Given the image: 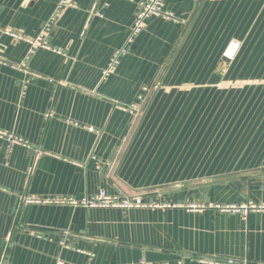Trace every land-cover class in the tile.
I'll list each match as a JSON object with an SVG mask.
<instances>
[{
  "label": "crops",
  "instance_id": "0c3cea01",
  "mask_svg": "<svg viewBox=\"0 0 264 264\" xmlns=\"http://www.w3.org/2000/svg\"><path fill=\"white\" fill-rule=\"evenodd\" d=\"M59 1L0 0V264H264V210L217 208L264 204V0H164L105 78L145 0H72L20 66Z\"/></svg>",
  "mask_w": 264,
  "mask_h": 264
},
{
  "label": "built area",
  "instance_id": "2783aa9c",
  "mask_svg": "<svg viewBox=\"0 0 264 264\" xmlns=\"http://www.w3.org/2000/svg\"><path fill=\"white\" fill-rule=\"evenodd\" d=\"M74 6V2L72 0H60L50 16V18L45 23L43 29L41 30L40 34L35 39H30L31 47L29 51L27 52L23 62H21L20 66H25L26 62L30 60L32 55L34 54L37 47L41 46L44 48L49 47L48 41L45 40L46 34L51 30V28L56 23L57 19L59 18L61 12L66 7ZM153 16L162 17L164 19H172L174 18L173 13H171L169 10L165 8L164 0H145L139 3L138 9L135 15V20L133 22V25L130 27V32L126 40L125 46H123L121 49L116 50L109 62V65L107 68L103 70V77L105 78L109 73L115 68V66L119 63V60L121 56L128 52V45L134 41V39L141 33L143 28L146 25V22L148 19H150ZM15 37L22 38L19 35L15 34ZM232 46V52L228 54L225 52V54L228 57H232L238 50L240 43L239 42H233L231 44ZM147 91V88H144L142 93L139 94V100H143L145 98V92ZM130 111L134 114V123L137 121V119L141 115V108L137 104L134 106L129 107ZM0 137L5 138L7 143L9 144V147L12 145H27L26 141L20 137L15 136L13 134H6V132H3L0 130ZM30 202L32 200H27V202ZM47 201H55V202H67L66 199L61 200H47ZM74 204H82L87 207H119V208H137V207H147L152 206V204H146L140 196H134V197H121L118 195H111L104 191L99 193L98 195L90 198V199H84L81 202L70 200ZM69 202V201H68ZM157 205V204H156ZM218 209L221 210H232V211H240L243 214H248L250 210H264V204H257L252 201H250L248 204L241 205L240 207L233 206V205H227L222 206L218 205ZM226 264H236L233 260H228L225 262Z\"/></svg>",
  "mask_w": 264,
  "mask_h": 264
}]
</instances>
